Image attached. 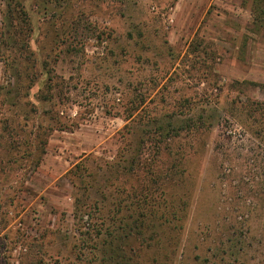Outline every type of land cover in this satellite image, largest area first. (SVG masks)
<instances>
[{
	"label": "rangeland",
	"instance_id": "1",
	"mask_svg": "<svg viewBox=\"0 0 264 264\" xmlns=\"http://www.w3.org/2000/svg\"><path fill=\"white\" fill-rule=\"evenodd\" d=\"M0 264H264V0H0Z\"/></svg>",
	"mask_w": 264,
	"mask_h": 264
},
{
	"label": "trees",
	"instance_id": "2",
	"mask_svg": "<svg viewBox=\"0 0 264 264\" xmlns=\"http://www.w3.org/2000/svg\"><path fill=\"white\" fill-rule=\"evenodd\" d=\"M35 80V77H33V79H31V82H33ZM35 83V82H34ZM97 230V225L96 223H91L90 229L88 230L89 233H86V235H90L91 233L95 232ZM93 235H90L89 237H91ZM94 237V236H93Z\"/></svg>",
	"mask_w": 264,
	"mask_h": 264
}]
</instances>
